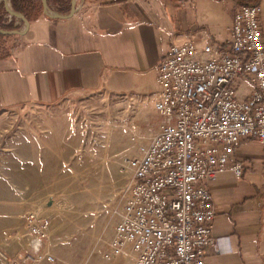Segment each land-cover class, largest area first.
Instances as JSON below:
<instances>
[{"label": "built area", "instance_id": "built-area-1", "mask_svg": "<svg viewBox=\"0 0 264 264\" xmlns=\"http://www.w3.org/2000/svg\"><path fill=\"white\" fill-rule=\"evenodd\" d=\"M260 10L240 4L227 42L170 43L157 75L154 111L158 131L129 158V178L115 209L117 223L102 264H206L215 243L216 210L209 184L229 165L246 139L262 147L264 170V38ZM8 23L12 16H6ZM247 81L251 90H239ZM26 225L35 254L26 261H55L43 252L51 221L36 212Z\"/></svg>", "mask_w": 264, "mask_h": 264}, {"label": "crops", "instance_id": "crops-1", "mask_svg": "<svg viewBox=\"0 0 264 264\" xmlns=\"http://www.w3.org/2000/svg\"><path fill=\"white\" fill-rule=\"evenodd\" d=\"M7 1L30 26L22 36L0 34V116L102 89L153 102L158 67L170 43L229 41L240 4L259 7L264 38V0H76V12L67 18L46 14L42 0H32L36 7L27 15ZM47 1L53 13L71 12L72 0ZM8 15L0 0V28L25 30L23 18L11 15L8 23ZM242 88L244 97L252 87L243 81ZM251 141L236 152L243 161L241 177L229 165L209 184L217 214L206 264H264L262 147L252 152Z\"/></svg>", "mask_w": 264, "mask_h": 264}, {"label": "rangeland", "instance_id": "rangeland-1", "mask_svg": "<svg viewBox=\"0 0 264 264\" xmlns=\"http://www.w3.org/2000/svg\"><path fill=\"white\" fill-rule=\"evenodd\" d=\"M162 121L152 100L108 89L2 114L0 264L35 254L26 225L32 212L50 219L42 251L55 256L34 264L104 263L127 161ZM249 145L252 152L261 147L256 140Z\"/></svg>", "mask_w": 264, "mask_h": 264}, {"label": "water", "instance_id": "water-1", "mask_svg": "<svg viewBox=\"0 0 264 264\" xmlns=\"http://www.w3.org/2000/svg\"><path fill=\"white\" fill-rule=\"evenodd\" d=\"M6 1V4L8 6V12L10 15L12 16H18V17H21L25 20V30L24 31H21V30H8V29H3V28H0V34H16V35H24L26 30L29 28L30 26V22L28 21V19L25 18V16L23 14H19V13H16L14 12L9 4H8V1ZM43 2V6H44V11L46 14H48L49 16L51 17H54V18H67V17H71L75 14L76 12V0H72V9H71V12L68 14V15H60L58 13H53L50 11L49 9V6H48V1L47 0H42Z\"/></svg>", "mask_w": 264, "mask_h": 264}, {"label": "trees", "instance_id": "trees-1", "mask_svg": "<svg viewBox=\"0 0 264 264\" xmlns=\"http://www.w3.org/2000/svg\"><path fill=\"white\" fill-rule=\"evenodd\" d=\"M11 3L15 11L26 15L27 9H34L36 7L32 0H11ZM6 28H12V25L9 24Z\"/></svg>", "mask_w": 264, "mask_h": 264}]
</instances>
